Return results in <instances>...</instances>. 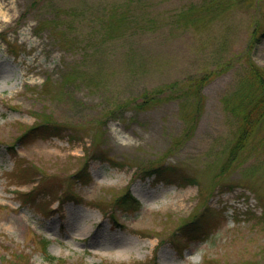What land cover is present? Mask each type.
Instances as JSON below:
<instances>
[{
	"label": "rangeland",
	"instance_id": "obj_1",
	"mask_svg": "<svg viewBox=\"0 0 264 264\" xmlns=\"http://www.w3.org/2000/svg\"><path fill=\"white\" fill-rule=\"evenodd\" d=\"M263 34L264 0H0V264H264V121L224 171Z\"/></svg>",
	"mask_w": 264,
	"mask_h": 264
},
{
	"label": "trees",
	"instance_id": "obj_2",
	"mask_svg": "<svg viewBox=\"0 0 264 264\" xmlns=\"http://www.w3.org/2000/svg\"><path fill=\"white\" fill-rule=\"evenodd\" d=\"M235 1L236 4L243 3V0H235ZM245 1L247 2L248 0ZM68 44H70L72 47L75 45L73 41H71ZM249 51H251V48H249ZM247 72H248L249 80L246 79L245 81L247 83V86L249 87V92L240 100L237 106V110L241 111L242 113L244 123H242V126L238 132V136L235 144L229 150V156L224 165V171H227L232 166V164L237 161L239 157V152L245 148L248 140L253 135L255 128L259 127V125H261L262 122L264 121V71L260 70L256 66V64L250 60L247 68ZM153 99L154 98H150L151 101ZM144 103L145 104L143 105H146L148 104V101L146 100ZM250 117L254 118V121H252L251 123H250ZM53 125L54 123L52 121H50L49 119H45L42 122H39L35 127H33V129L30 132H28V134H26V137L27 139L29 137L30 138L37 137L38 133L42 131H50L49 128L52 127ZM149 171L156 173V180L158 181H163L165 183H171L172 181V179L169 176H166V178H163L161 176L162 169L159 166L154 165L152 167V170H148L147 172ZM253 193L257 196V199L259 200L260 198L259 193L256 190ZM114 208L120 210L123 213L129 214L140 211L142 208V204L137 198H135L128 191L122 194L121 196H119L115 200ZM210 220L211 218L206 217L205 214H202L201 217L199 216L196 221V225H199V223H201V227L199 231L197 230V226L192 227L189 226L188 223H186L184 225V227H186L185 229L186 237L190 238L191 240L203 237L204 234L208 233L207 229L205 228V225L203 224L209 222ZM208 235L209 234H207L206 237H208ZM49 242L50 241L48 240L42 241L44 250H46V247L49 244ZM48 257L50 258V256Z\"/></svg>",
	"mask_w": 264,
	"mask_h": 264
}]
</instances>
